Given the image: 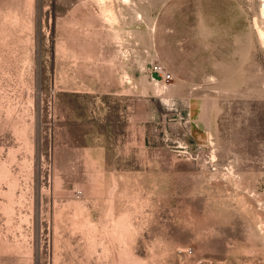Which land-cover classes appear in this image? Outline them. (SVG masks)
Segmentation results:
<instances>
[{
	"label": "rangeland",
	"instance_id": "obj_1",
	"mask_svg": "<svg viewBox=\"0 0 264 264\" xmlns=\"http://www.w3.org/2000/svg\"><path fill=\"white\" fill-rule=\"evenodd\" d=\"M263 6L0 0V264H264Z\"/></svg>",
	"mask_w": 264,
	"mask_h": 264
},
{
	"label": "bare ground",
	"instance_id": "obj_2",
	"mask_svg": "<svg viewBox=\"0 0 264 264\" xmlns=\"http://www.w3.org/2000/svg\"><path fill=\"white\" fill-rule=\"evenodd\" d=\"M263 2H264V0H263ZM262 10H263V15H264V6H263V9H262ZM260 30H261V29H259V31H260ZM261 33H262L261 37H262V36L264 37V32L261 31ZM261 33H260V34H261ZM263 37H262V38H263ZM154 78H159V77H154Z\"/></svg>",
	"mask_w": 264,
	"mask_h": 264
},
{
	"label": "built area",
	"instance_id": "obj_3",
	"mask_svg": "<svg viewBox=\"0 0 264 264\" xmlns=\"http://www.w3.org/2000/svg\"><path fill=\"white\" fill-rule=\"evenodd\" d=\"M163 74H164V75H162V77H170V73H166V72H164Z\"/></svg>",
	"mask_w": 264,
	"mask_h": 264
},
{
	"label": "water",
	"instance_id": "obj_4",
	"mask_svg": "<svg viewBox=\"0 0 264 264\" xmlns=\"http://www.w3.org/2000/svg\"><path fill=\"white\" fill-rule=\"evenodd\" d=\"M155 77H159V74L158 73H154L153 74Z\"/></svg>",
	"mask_w": 264,
	"mask_h": 264
}]
</instances>
